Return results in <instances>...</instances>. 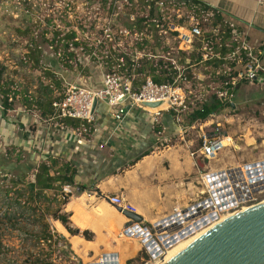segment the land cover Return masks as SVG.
<instances>
[{"label": "built area", "instance_id": "1", "mask_svg": "<svg viewBox=\"0 0 264 264\" xmlns=\"http://www.w3.org/2000/svg\"><path fill=\"white\" fill-rule=\"evenodd\" d=\"M108 1L112 5V9H108L111 15L126 14L129 18L130 25H117L119 41L114 40L113 27L107 23L104 27L105 36L97 43H87L80 39L74 29H68V33L75 32V37L68 39L67 43L71 51L75 47L90 46L92 50L88 55L89 61L117 65V69L113 66L112 70L103 73L99 86L84 81L68 82L64 79L62 92L52 99L53 113L46 118V121H55L57 126H65V118L79 120L80 124L75 128L78 135L94 138L103 136L99 148H104L116 140L119 129L134 106L152 115L157 124L160 123L163 113H170L178 125V133L184 137L188 131L183 123L186 114H193L197 109L203 111L201 107L205 103L215 100L218 107H224V111L232 113L239 85L255 80L261 70H264L261 64L264 39L260 42L262 50L258 51L250 44L247 32L239 26L240 22L218 11L216 14L215 9L209 7L206 10L201 3H195L196 7L187 11L189 20L182 24L183 15H176L177 23L172 18L171 11L182 8L176 7L178 2L174 0ZM139 2L143 4L140 9L135 7L133 11L126 8ZM131 31L134 33V40L131 42L134 41L136 48H141L145 45V40L152 36L160 39L168 48V54H153L149 60L154 67L164 60V68L177 72L173 81L155 82L152 75L137 71L140 62L135 52L130 54L119 51L124 43L121 37L129 36ZM68 33L64 34L63 40ZM108 42L116 43L114 50L118 49L117 57H113L110 49L103 50L102 55H99L96 49ZM171 53H175L177 57H169ZM182 57H185L184 66L181 63ZM187 68H192L190 78L185 73ZM149 103L159 105L149 106ZM100 105L108 107L112 120V126L105 135L96 118ZM3 110L4 106L0 101V115ZM262 115L264 117V107ZM215 116L211 114L205 120L194 118L201 130L200 147L196 156L199 162L216 159L233 142L231 135L222 133V122ZM221 117L230 121L225 114H217L218 119ZM208 126L216 127L212 128V134L201 129ZM261 139L264 144V134ZM199 162L197 161V165ZM221 172L224 173L223 177L220 176ZM199 181L203 185L199 191L202 196L193 203L185 207L175 206L172 213L153 223L145 220L138 223L127 218L129 225L124 226L120 236L139 239L143 250L150 257L151 261L148 263L165 258L173 245L198 231L210 228L222 216L253 206L264 195V158L223 169L201 171ZM73 191V186L63 185L61 198L69 200ZM107 199L114 206L136 212L121 195L108 196Z\"/></svg>", "mask_w": 264, "mask_h": 264}, {"label": "rangeland", "instance_id": "2", "mask_svg": "<svg viewBox=\"0 0 264 264\" xmlns=\"http://www.w3.org/2000/svg\"><path fill=\"white\" fill-rule=\"evenodd\" d=\"M98 1L97 3V0H73V2L70 0H0V83H6L9 88L19 92L13 100L12 109L6 112L3 110L0 115V264H88L99 262L102 258L100 250H89L87 254L82 255L83 257L80 256L78 253L87 250L83 247L86 244L85 240L78 236H71L60 221L54 219V212L59 204L65 201L58 190L46 191V195L39 197L37 201L29 198L28 182L34 181L37 169H34L35 165L28 166V171L24 169L23 165L30 158L28 152L16 144L18 133L25 129V126L19 122L23 107H27L25 97H32L35 100L39 97L44 99L53 97L56 90L64 88L65 80L68 82L77 80V83L84 81L93 86H99L103 73L112 70L113 66L117 69V65H104L97 60L89 61L88 55L92 50L90 46L75 47L71 51L64 46L63 41L59 40L68 33V29H74L80 39L87 43H97L105 36L104 27L110 23L114 31V40L119 41L117 25H130L128 15L113 16L109 11L112 9L109 1ZM250 2L252 0H219L218 8L227 14L240 11L245 16L257 15V10L254 11ZM142 5L139 2L126 8L134 11L135 7L140 9ZM97 9H99L98 12ZM176 15L172 17L175 23L178 19ZM258 15L264 16L263 6L260 7ZM183 18L182 24L189 20L187 14H184ZM133 35L131 31L129 36L121 37L124 43L119 51L130 54L135 52L139 57L140 68L151 62L149 60L151 55L168 54V48L160 39H155L153 36L150 37L152 40L150 38L145 40V45L141 48H136L133 45L134 41L131 42L134 40ZM115 44L114 42L103 43L96 50L99 55H102L103 50L110 49L113 57H117L119 52L117 48L114 50ZM169 57L175 58L177 55L171 53ZM185 57L181 59L183 66L186 65ZM161 61L164 63V60ZM262 64L264 69V60ZM47 71H51L56 78L48 77ZM191 71L192 68H187L185 71L189 78ZM63 76L65 80L64 78L62 80ZM53 78L55 81L60 79V86L55 83L53 86ZM17 107L22 108L17 109ZM138 108H133L131 114L133 115ZM138 110L143 111L141 108ZM216 114L234 116L230 123H226L224 117L218 119L216 116V119L223 123L225 130L231 132L239 145H243L241 149L238 148L239 151L236 146L230 151L238 152L243 156L241 164L248 162L253 156L264 153L260 134V131H264V117L258 107H241L235 113L217 111ZM194 118L193 114L185 115L183 123L192 124L193 129L187 131L184 137L177 132L174 140H183L192 136L195 130H200V127H195ZM34 125L31 129L35 128ZM204 129L210 131L212 128L208 126ZM119 131H122V127ZM154 141L158 145L161 144L156 139ZM213 161L215 160L202 161L206 169L201 168V171H208ZM11 162L16 164V169L9 168ZM195 175L192 172L190 177L193 179ZM17 180L23 181L15 184ZM194 184L196 187L192 185L190 200L180 207H185L202 196L199 194L203 188L202 183L200 181L197 183L195 180ZM87 187L89 189L90 186ZM263 200L264 195L253 204ZM46 225H48L47 232L50 233L51 240L44 239ZM58 231L65 235V240L58 236ZM67 237L71 238V242ZM89 243L88 245H93V242ZM149 261H151L150 257L145 250H142L139 257L128 264H147Z\"/></svg>", "mask_w": 264, "mask_h": 264}, {"label": "crops", "instance_id": "3", "mask_svg": "<svg viewBox=\"0 0 264 264\" xmlns=\"http://www.w3.org/2000/svg\"><path fill=\"white\" fill-rule=\"evenodd\" d=\"M174 1L178 2L176 7L182 8L178 11H171L172 17L176 13L179 16H184L187 11H191L197 5L193 0ZM201 2L207 3L211 9H215L216 14L218 11L220 14H225L240 22L239 26L247 32L250 44L256 47L258 51L262 50L260 42L264 39V16L258 15V12L260 7H264V0H252L250 2L254 11L257 10V15L251 16H245L240 11L227 14L218 8L219 0H201ZM205 9L209 10L207 7ZM262 57L264 60V54ZM61 78L62 80L65 79L64 76ZM52 83L53 86L54 83L56 84V82ZM61 90H56L52 99ZM38 100L42 102L46 99L40 97ZM241 107H258L262 113L264 107V70H261L255 80L239 85L232 105V112L235 113ZM19 108L22 107H17V109ZM23 108L19 122L25 126V129L18 133L16 144L28 152L30 159L23 165L24 168L35 165L34 169H37L38 165L47 159V156H51L62 161H68L76 167L75 184L90 186L84 192H79L73 186V194L63 206V211L70 214L73 227L80 230L87 229L94 233L92 240H87L81 233L75 235L70 233L71 236H78L86 242L83 247L87 250L78 253L80 256L87 254L89 250H100L101 255L113 252L117 253L120 264H128L130 260L139 257L143 250L140 240L120 236L128 219L116 211L115 206L109 202L107 197L112 195L123 196L147 223H153L172 213L175 205L181 206L188 203L191 189L193 186L196 187L194 181L199 183L198 173L201 172V168L206 169L204 163L199 162L196 157L200 147L199 135L201 130H195L196 132L192 136L183 140H174V135L178 132V125L170 113H163L159 119L160 123L157 124L152 115L144 110H138L140 108L132 115L133 108H137L132 107L116 140L104 148H99L103 136L94 138L78 135L73 127L66 124L65 126H57L55 121H46L48 115L42 114L43 107ZM223 108L219 111L230 114ZM215 115L217 116V114ZM96 118L105 135L112 126L108 107H99ZM228 118L231 121L234 116L231 115ZM214 121H216L215 118ZM230 121H226V123H230ZM32 125H34V129H31ZM195 125H197L196 122ZM186 126L188 131L193 129L192 124H186ZM223 127L222 123L220 129L223 132H221L231 135V132ZM214 128L216 127L214 126ZM201 129L206 130L202 127ZM210 133H213L212 129ZM26 134L28 135L26 136ZM260 134L263 135L264 131H260ZM231 136L233 142L219 153L208 170L223 169L241 163L243 156L238 152L230 151L235 149V146L239 151L243 145H239L237 139L233 135ZM155 139L161 144H156ZM253 140L256 142L255 137ZM238 145L241 147L240 149H238ZM262 158H264V153L251 157L249 161ZM197 161L199 162L198 165ZM10 164L11 169H16L14 162ZM192 172L196 174L193 179L190 177ZM61 225L66 229L62 223ZM67 238L71 242V238ZM120 238L132 240L126 241ZM89 242H93V245H88Z\"/></svg>", "mask_w": 264, "mask_h": 264}, {"label": "water", "instance_id": "4", "mask_svg": "<svg viewBox=\"0 0 264 264\" xmlns=\"http://www.w3.org/2000/svg\"><path fill=\"white\" fill-rule=\"evenodd\" d=\"M115 208L128 219L144 221L135 211ZM88 264H118V255L105 253L99 262ZM163 264H264V202L241 209L206 229Z\"/></svg>", "mask_w": 264, "mask_h": 264}, {"label": "trees", "instance_id": "5", "mask_svg": "<svg viewBox=\"0 0 264 264\" xmlns=\"http://www.w3.org/2000/svg\"><path fill=\"white\" fill-rule=\"evenodd\" d=\"M195 3H201L203 6L209 8L207 3L201 2V0H193ZM75 37V32L71 31L67 34L66 39H59L61 42L64 41L63 44L65 47L68 48V39H73ZM39 61V59H37ZM137 71L143 74H150L152 75L153 79L157 83L162 82H171L173 81L174 77L176 76L177 72L172 69H166L164 68V63L160 61L159 66L154 67L151 62H148L147 65H144L143 67H139ZM48 77H55L51 71L46 72ZM1 76V75H0ZM56 78V77H55ZM54 79V78H53ZM54 82L60 86V80L54 79ZM19 92L15 91L7 86L6 83H0V101L3 103L4 106V112L7 110L12 109L13 107V100L18 96ZM40 98V97H39ZM52 97H49L48 99L44 101H40L38 99H34L31 97H25V104L27 107H43L42 114L43 115H49L53 113L52 108ZM105 107V105H103ZM217 101H212L210 103H205L203 107V111L200 109H197L194 111L193 115L194 117H197L198 120H205L207 119L211 114H216L217 111L221 110L222 107H218ZM64 124L77 128L80 124V121L77 119L72 118H65L63 119ZM11 165V164H10ZM11 167V166H10ZM9 167V168H10ZM27 171L29 170L28 166L25 167ZM23 170V169H22ZM25 171V170H24ZM77 174V169L75 166H73L68 161H62L60 159L53 158L51 156H47V159L45 161H42L38 167L37 171L35 173V179L34 181L28 182V193L29 198L33 201H37L39 197L46 195V191L50 190H58L61 192L63 185H71L76 187V189L79 192H84L88 189L87 185L84 184H75V175ZM23 180H17L15 181V184H20ZM67 203V201H63L59 204L58 208L54 212V219L59 220L68 230L69 233L75 235L81 233L87 240H92L94 238V233L90 230H80L77 227H73L71 225L70 220V214L63 211V206ZM46 225L44 230V239L51 240L52 237L50 233L47 232ZM47 232V234H46ZM58 233V232H57ZM58 236L65 240V236L63 234L58 233ZM132 262V260L129 261V263Z\"/></svg>", "mask_w": 264, "mask_h": 264}, {"label": "bare ground", "instance_id": "6", "mask_svg": "<svg viewBox=\"0 0 264 264\" xmlns=\"http://www.w3.org/2000/svg\"><path fill=\"white\" fill-rule=\"evenodd\" d=\"M223 174H224V173L221 172V173H220V176L223 177V176H224ZM215 178L217 179V176H216ZM262 202H264V200H263ZM259 203H261V202H259ZM259 203H257V204H259ZM257 204H254L253 206H255V205H257ZM249 207H252V206H249ZM244 209H245V208H244ZM116 210H117V209H116ZM117 211H118V210H117ZM118 212H119V211H118ZM119 213L122 215L121 212H119ZM230 215H232V214H230ZM230 215L222 216V217L219 219V221H217L216 223L222 221L223 219L227 218V217L230 216ZM123 216H124V215H123ZM216 223H214V225H215ZM207 229H208V228H207ZM204 231H206V230L198 231L197 233L191 235L190 237H188V238H186V239H184V240H182V241L176 243L175 245H173V246L169 249V251L167 252L165 258L161 259L160 261L158 260V261H156V262H152V263H148V264H163V263H165V262L167 261L168 258L172 257V256L175 255L178 251H180L181 249H183L184 247H186L189 243H191L194 239H196V238H197L199 235H201Z\"/></svg>", "mask_w": 264, "mask_h": 264}]
</instances>
